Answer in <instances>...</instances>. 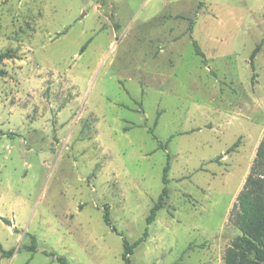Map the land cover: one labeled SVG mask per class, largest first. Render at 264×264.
I'll list each match as a JSON object with an SVG mask.
<instances>
[{
    "label": "rangeland",
    "instance_id": "obj_1",
    "mask_svg": "<svg viewBox=\"0 0 264 264\" xmlns=\"http://www.w3.org/2000/svg\"><path fill=\"white\" fill-rule=\"evenodd\" d=\"M263 39L264 0H0V264H123L145 231L134 264H224L264 137Z\"/></svg>",
    "mask_w": 264,
    "mask_h": 264
},
{
    "label": "trees",
    "instance_id": "obj_2",
    "mask_svg": "<svg viewBox=\"0 0 264 264\" xmlns=\"http://www.w3.org/2000/svg\"><path fill=\"white\" fill-rule=\"evenodd\" d=\"M263 42L264 39L261 43ZM86 45L87 43L82 47V50L85 49ZM192 45L195 54L201 58L203 63H206L203 52L194 40L192 41ZM259 49L260 44L255 47L249 58V65L252 72L254 71L253 60ZM14 57L15 56H12L9 52L0 53V78L6 76V70L3 66L4 61ZM154 125H156V121ZM236 146L237 142L234 143L228 151H232ZM168 159L169 157H167V161ZM168 170L169 166L167 163L163 168L162 174L163 188L149 211L146 218V225H150L155 220L157 212L163 209L166 204L169 194ZM103 222L106 226L110 227L113 232H116V229L112 226L109 219L108 207L104 208ZM229 222L239 231L240 235L236 236L226 249L224 264H264V137L257 147L250 172L245 179L241 191L236 197V201L229 214ZM146 235L147 232L145 231L143 236L132 244L128 243L126 239L122 240L123 252L121 258L123 264H134L131 262L130 256L133 250L144 241ZM28 250L30 252L35 251L34 238H32V244L28 247ZM14 252V249L4 250L0 245V256L2 258H11ZM50 256L56 257V261L60 264H68L64 258L57 257L54 253L50 254Z\"/></svg>",
    "mask_w": 264,
    "mask_h": 264
}]
</instances>
